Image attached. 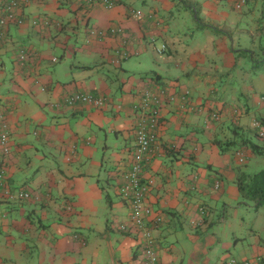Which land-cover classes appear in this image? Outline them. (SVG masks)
Returning <instances> with one entry per match:
<instances>
[{
  "label": "crops",
  "instance_id": "1",
  "mask_svg": "<svg viewBox=\"0 0 264 264\" xmlns=\"http://www.w3.org/2000/svg\"><path fill=\"white\" fill-rule=\"evenodd\" d=\"M113 1L108 9L30 0L17 12L23 23L3 30L0 104L11 154H0V167L5 161L10 192L30 198L0 191V264H143L119 188L134 154V106L147 89L166 90L144 171L154 181L146 226L163 218L154 231L160 263L264 264V220L248 227L226 214L242 207L237 181L259 155L242 145L259 137L255 113L264 127V0L240 10L238 0ZM75 93L108 104L67 105Z\"/></svg>",
  "mask_w": 264,
  "mask_h": 264
},
{
  "label": "built area",
  "instance_id": "2",
  "mask_svg": "<svg viewBox=\"0 0 264 264\" xmlns=\"http://www.w3.org/2000/svg\"><path fill=\"white\" fill-rule=\"evenodd\" d=\"M37 2L39 0H32ZM89 3H100L106 6L108 9H112L115 6L113 0H87ZM247 0H238L235 8L240 10L243 8ZM30 0H10L0 11V42L5 38L4 29L12 23L16 22L22 24V19L17 18V12L22 6L27 5ZM136 16H140V12L136 13ZM36 21L33 24L36 25ZM44 25H49L48 21H44ZM121 33V31H119ZM103 34V32L99 33ZM28 59V54L23 52L20 55L19 60L25 62ZM166 94V90L161 89L158 91L147 89L141 93L140 101L135 104L134 111L137 114V121L135 126V146L134 154L131 161V166L123 175V182L120 185L119 193L123 200L127 201L131 207L130 222L132 229L139 231L141 241L144 242L145 249V261L143 264H161L159 261L158 253L155 251V236L154 231L163 222L162 217H156L153 228L149 229L146 226V220L152 215V209L147 204V196L149 195L154 181L152 179H146L144 177L145 166L150 161V156L155 152L158 139L161 112L160 106L162 99ZM65 103L69 106H74L78 103L91 105L97 109H101L108 104V99L100 95L86 94V93H75L71 94L65 99ZM216 120L220 119L219 113H214ZM259 126L258 122L253 124L256 128ZM261 136H264V132H261ZM0 154L2 158H7L11 154V143H10V132L7 122V116L0 104ZM241 163L245 162V157L242 152L236 154ZM3 160V159H2ZM1 160V161H2ZM6 162H1L0 167V191L2 188H6V194L11 199L26 200L30 198V194L27 192L17 191L10 192L6 185ZM220 187V184H217ZM120 230H128V226L120 225ZM227 264H261L260 259L254 260H236L231 259Z\"/></svg>",
  "mask_w": 264,
  "mask_h": 264
},
{
  "label": "trees",
  "instance_id": "3",
  "mask_svg": "<svg viewBox=\"0 0 264 264\" xmlns=\"http://www.w3.org/2000/svg\"><path fill=\"white\" fill-rule=\"evenodd\" d=\"M243 52L251 53L246 50L242 51V53ZM239 112H241V110H239ZM220 114L221 113H219V115ZM213 115H214V112L212 113V118L213 120L216 121ZM253 121L259 123V126L255 128V131L257 132V135H259L260 137L261 132H262L261 127L263 126V122L260 119H255ZM217 145L221 148V152L226 151L225 150L226 147L224 148L225 145L229 146V144L224 145L223 143H220V142L217 143ZM242 145L245 147L249 146L253 154L264 155V150L262 149V147H260L259 145L253 144L251 141L250 142L244 141ZM237 185L240 190V194L242 198L241 204L246 205V206H249L250 204H254V207L257 210L260 209L261 207H264V169H262L261 171L253 175L243 173L239 177L237 181Z\"/></svg>",
  "mask_w": 264,
  "mask_h": 264
},
{
  "label": "rangeland",
  "instance_id": "4",
  "mask_svg": "<svg viewBox=\"0 0 264 264\" xmlns=\"http://www.w3.org/2000/svg\"><path fill=\"white\" fill-rule=\"evenodd\" d=\"M176 3H179V2H176ZM180 9L182 10L183 14L188 15V11L186 8L180 7ZM188 25H190L191 27L194 28L196 23L194 22V20L189 19ZM256 112H257V110H256ZM255 114H257V115H254L255 117H253V118L261 119L260 113L257 112ZM253 118L250 119V123L252 124L253 130H255V128L253 127V124L255 123L253 120H255V119H253ZM261 129L264 132L263 126L261 127ZM228 133L230 134V136L232 135V132H228ZM261 138H264V136H260V138L257 136H252V139H251L252 143L255 145H259V144L264 143V139H261ZM249 160H251L249 162V166L247 167L246 170H244L245 172L248 171L249 172L248 174L253 175V174H255V172H257L256 170H258V172H259L262 169H264V156H260V155L254 156L252 159H249ZM240 202H242V198H241ZM260 209L261 210H259V212H257V209H255V207H254V204H250L249 206L242 205V207H239L238 209H232V210L228 209L226 214L229 216V218H232V217L236 218V219H233V221H237V220L243 221V219H244L242 224L245 226H248V227H252L255 225V223H258L260 225L261 222H263V220H264V207H261ZM221 211H222V209H221ZM224 214L222 211L221 216H224ZM217 252L218 253H216V255H221V253H222V252H220V250H218Z\"/></svg>",
  "mask_w": 264,
  "mask_h": 264
}]
</instances>
